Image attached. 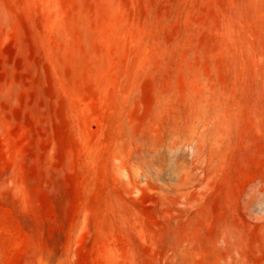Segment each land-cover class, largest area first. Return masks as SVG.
<instances>
[{
	"label": "rangeland",
	"instance_id": "1",
	"mask_svg": "<svg viewBox=\"0 0 264 264\" xmlns=\"http://www.w3.org/2000/svg\"><path fill=\"white\" fill-rule=\"evenodd\" d=\"M0 264H264V0H0Z\"/></svg>",
	"mask_w": 264,
	"mask_h": 264
}]
</instances>
